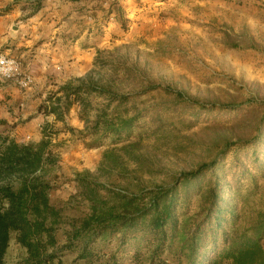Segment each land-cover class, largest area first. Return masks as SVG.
<instances>
[{"label": "rangeland", "instance_id": "obj_1", "mask_svg": "<svg viewBox=\"0 0 264 264\" xmlns=\"http://www.w3.org/2000/svg\"><path fill=\"white\" fill-rule=\"evenodd\" d=\"M13 4L47 7L42 13L51 25L46 27L86 37L93 48L92 70L48 89L41 103L44 113L61 106L53 113L58 119L75 108L84 122L81 129L68 121L44 126L47 152L56 158L45 169L54 184V204L64 205L77 192L76 173L83 170L99 172L120 187L134 186L136 178L148 186L170 185L181 172L215 159L227 192L255 183L261 187L248 198L234 192L241 213L264 203V0H0V9ZM87 75L112 80L131 97L128 113H138L130 138L136 144L118 151L127 166L122 176L99 169L103 153L127 141L114 143L109 137L100 146L94 141L100 134L86 131L81 106L65 108L64 86ZM91 100L96 106L98 99ZM63 131L74 138L73 147L65 146L68 134L59 144ZM77 148L82 157L74 162L67 150ZM132 154L140 158L135 161ZM211 174L189 184L192 210L200 204L197 187ZM179 190L182 195L186 188ZM104 248L116 250L124 264H135V239L121 245L115 238ZM25 256L13 236L6 263L23 264Z\"/></svg>", "mask_w": 264, "mask_h": 264}, {"label": "trees", "instance_id": "obj_2", "mask_svg": "<svg viewBox=\"0 0 264 264\" xmlns=\"http://www.w3.org/2000/svg\"><path fill=\"white\" fill-rule=\"evenodd\" d=\"M63 89L65 108L78 103L86 131L100 134L95 142L127 141L106 150L99 169L124 175L127 166L118 151L136 144L130 140L138 118L128 113L131 97L115 89L112 80L91 75ZM92 98L98 99L96 106ZM47 148L46 139L25 143L0 133V264H7L13 236L26 249L23 264H124L116 250L104 248L115 238L121 245L136 240L135 264H264V203L241 213L234 199L235 191L248 198L261 187L255 183L227 192L214 169L216 159L181 172L170 185L148 186L136 178L134 186L120 187L102 180L99 172L83 170L76 173L77 192L58 206L45 170L56 158ZM208 172V183L197 187L200 204L192 210L189 184ZM179 187L186 188L182 195Z\"/></svg>", "mask_w": 264, "mask_h": 264}, {"label": "crops", "instance_id": "obj_3", "mask_svg": "<svg viewBox=\"0 0 264 264\" xmlns=\"http://www.w3.org/2000/svg\"><path fill=\"white\" fill-rule=\"evenodd\" d=\"M27 8L13 4L5 10L0 9V51L18 59L35 77L29 89H21L14 82L0 78V133L6 131L19 141L38 143L44 139V126L61 127L68 121L76 128L84 127L75 108L58 119L53 113L42 112L40 107L48 89L88 74L93 68L94 55L86 37H75L60 30L57 33L60 27H46L51 25V20H46L42 13L47 7ZM60 134L59 144L68 134L65 146H74L70 133ZM79 150H67L72 161L78 162L82 157L78 156Z\"/></svg>", "mask_w": 264, "mask_h": 264}, {"label": "built area", "instance_id": "obj_4", "mask_svg": "<svg viewBox=\"0 0 264 264\" xmlns=\"http://www.w3.org/2000/svg\"><path fill=\"white\" fill-rule=\"evenodd\" d=\"M0 59L4 60L0 64V78L12 80L22 88H29L34 82L31 72L24 71L22 64L15 57L0 51Z\"/></svg>", "mask_w": 264, "mask_h": 264}, {"label": "clouds", "instance_id": "obj_5", "mask_svg": "<svg viewBox=\"0 0 264 264\" xmlns=\"http://www.w3.org/2000/svg\"><path fill=\"white\" fill-rule=\"evenodd\" d=\"M4 63V60L3 59H0V64H3Z\"/></svg>", "mask_w": 264, "mask_h": 264}]
</instances>
